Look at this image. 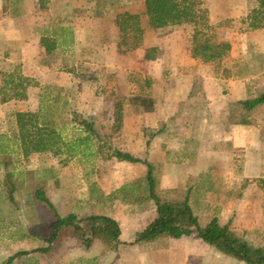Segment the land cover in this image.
Returning <instances> with one entry per match:
<instances>
[{
  "label": "rangeland",
  "instance_id": "1",
  "mask_svg": "<svg viewBox=\"0 0 264 264\" xmlns=\"http://www.w3.org/2000/svg\"><path fill=\"white\" fill-rule=\"evenodd\" d=\"M259 4L260 0H200L197 23L170 25L184 26L186 33L192 35V41L195 32L202 30L213 40L230 43L232 48L222 61L208 64L200 60L201 67L194 68L200 80L191 96L184 88L178 92L183 103L181 112L173 118L182 123L178 132H185L187 136L170 148L168 159L159 153L156 162L151 163L161 197L181 199L188 196L202 226L218 217L222 225L230 224L241 237L256 246H264V189L259 183L264 179V105L247 112L240 104L264 93V28H250L248 19ZM126 11L140 15L144 34L152 29L144 0H3L0 5V24L6 23L0 31H15L27 25L30 35L42 31L38 22L30 18L35 14L37 17L42 14L45 20L48 16H65L88 28L92 27V20L100 17L104 29L102 37L106 41L102 46L94 42L95 49L101 47L104 54L113 49L111 56L119 54L121 57L113 66L99 64L107 58L105 55L89 58L96 52L91 45L89 57L86 51L81 55L80 49L73 48L68 54L60 50L49 55L44 49H31L26 58L18 43L0 40V88L2 73L19 72L31 80L30 90H33L27 100L2 103L0 97V135L15 134L17 112H38L40 107L46 106L52 107L59 132L68 142H74L82 134L81 127L70 124L74 112L93 121L100 135L97 145L85 146L88 149L85 159L83 155H70L64 146L58 154L45 152L19 156V159L16 155L9 157L12 163L6 171L13 176L8 179L4 173L0 174V264H5L11 254L22 252L19 251L22 247L16 244L20 243L16 234L20 235L24 226L33 232L31 236L42 240L27 239L24 251L30 254L20 259L19 264H111L105 253L84 257L86 249L82 243L67 232L51 245L49 253L37 251L49 247L47 240L57 222L59 207L62 213L66 210L68 214L71 208L78 214L86 208L87 214L116 215L125 230L134 222L144 225L152 219L143 211L155 206L149 199L145 176L129 181L132 174L139 173V168L147 170V167L115 157V151L121 150L148 159L149 146L134 144L128 133L136 120L146 124L161 118L159 108H151V95L157 82L150 74L159 66L148 62L150 58H139L135 54L144 44L137 49L121 45L126 37L116 19ZM24 16H27L26 22L20 21ZM52 24L58 26L57 19ZM152 33L159 32L154 29ZM172 50L179 49L174 45ZM162 52L165 54L166 49L157 48L152 55ZM33 59L37 66L25 65V62H34ZM163 66L167 73L178 72L166 63ZM37 67L43 74L75 76L74 89L43 83L26 74H32ZM135 105L139 108H134ZM124 126L127 128L125 135L122 133ZM190 140L192 142H187ZM98 144L102 147L100 150L96 147ZM170 163L194 167L198 174L190 175L186 169H181L172 172L174 177L163 176L165 165ZM101 184L114 188L133 184L135 192L122 193L118 189L111 198L103 195L106 203L112 202V205L97 208V203L105 202L99 198L96 203L90 199V194L96 198V194L102 193ZM38 189L43 190L58 209L54 206L53 210L44 203L33 210L26 206L33 201L39 202L35 196ZM5 230L15 235V239H4ZM124 244L128 249L129 244ZM109 249L107 246V251ZM220 254L212 253L196 264H244Z\"/></svg>",
  "mask_w": 264,
  "mask_h": 264
},
{
  "label": "trees",
  "instance_id": "2",
  "mask_svg": "<svg viewBox=\"0 0 264 264\" xmlns=\"http://www.w3.org/2000/svg\"><path fill=\"white\" fill-rule=\"evenodd\" d=\"M2 1L0 0V5ZM144 3L152 29H160L181 22L197 23L200 0H144ZM248 19L250 28L254 30L264 28V0H260L259 7L251 12ZM116 24L126 37L121 43L122 47L137 49L143 45L144 29L139 14L126 11L116 19ZM42 35L41 45L48 55L59 48H68L74 43V33L69 27H50L43 30ZM231 48L230 43L213 40L204 31L198 30L193 36L190 50L194 59L213 64L222 61L229 54ZM156 50L157 48L150 49L147 58H152V53ZM1 76L0 97L2 103L28 99V90L32 83L28 77L19 72L2 73ZM240 104L247 112H252L264 105V93L253 99L241 101ZM42 108H46V110ZM54 114L52 107L49 106L40 107L38 112H17L15 114V134L11 132L0 135V167L7 169L12 163V159L9 157L15 155L19 159V156L29 157L45 152L58 154L63 148L72 156L88 157L86 152L88 149L85 146L93 143L97 145V141L100 139L95 123L82 114L74 112L71 123L81 127L82 134L74 142H68L59 132L60 127L54 120ZM96 147L99 150L102 148L100 145ZM94 154L96 152H93ZM115 157L130 163H143L147 167L146 190L149 199L155 203L157 217L145 230L137 234L135 242H149L162 237L181 239L193 236L223 255L244 264H264V246H256L241 237L230 224L222 225L218 217L202 226L188 196L181 199L161 197L157 191L158 181L154 166L149 161L141 160L131 153L121 150L115 151ZM9 177L11 178V176ZM259 183L264 189V179H261ZM132 186L133 184H128L119 191L122 193L133 192ZM35 196L38 201L55 210L53 202L43 190L38 189ZM64 232L77 238L86 250H90L97 240L103 241L113 251H116L120 245L121 226L116 219L96 214L80 217L72 213L66 217L57 215V222L47 240L49 247L37 251L49 253L51 245ZM29 254L30 252L26 251L18 252L10 257L5 264H12L17 258Z\"/></svg>",
  "mask_w": 264,
  "mask_h": 264
},
{
  "label": "crops",
  "instance_id": "3",
  "mask_svg": "<svg viewBox=\"0 0 264 264\" xmlns=\"http://www.w3.org/2000/svg\"><path fill=\"white\" fill-rule=\"evenodd\" d=\"M41 17H37V14L33 15L32 18L33 22H38V26L42 31H38L37 33H33L30 35L28 26H21L22 28H17V30H7V32L3 29L0 31V40L2 41H14L18 43V48L21 49L22 56L25 55L26 58H28V54L32 50H42L44 49L41 45L42 40V33L43 30L48 28H56V27H69L72 28L74 33V43L72 46L68 48H59L56 51H62L63 54H68L71 52L73 48L80 49V54L82 55L84 51H86L87 57H89L90 50L88 47L92 45V48L95 49V46L93 43H100L98 46H102L106 39L102 37L104 35V29H102V19L99 17H96L94 20V23L91 25V28H88L86 24H75L73 21L69 20L68 17L60 16L58 18L50 17L45 20L44 16L42 14ZM29 17V16H28ZM25 19V20H24ZM57 19L58 26L56 24H52ZM27 16L20 17V21L26 22ZM39 20V21H38ZM6 25V23L1 22V26ZM54 25V26H53ZM182 26H169L164 27L160 29H155L159 33L153 34L152 30H146L144 34V40H143V46L140 49H137L135 51V54L139 56V58L143 57L144 59L147 58L148 51L153 48H159L160 50L166 49L165 54L162 52L160 55H153L152 58L148 62H151L153 64L158 65L159 67H154L156 70L155 72H151V77L154 82H157V84H154L155 89L153 90V94L151 95L152 101V109L156 110V108H159V111L161 113L160 120H154L148 121L146 124H142L140 121H137L134 123V126L131 130H129L128 137H130L131 141L134 144L149 146L150 148L148 159H142L141 157H137L135 155H132L136 158H139L141 160H147L150 163L156 162L157 155L159 153L163 154L164 157H168L170 153V148L176 147L180 141L182 142L184 138L187 136V133H179L178 129L181 127L182 123L180 121L176 122L173 120L174 116L178 113H180V105L183 103L180 101L181 95L178 93L183 88L188 91V96H191V93L194 91V86L197 81L200 80V76L195 71V67H201L202 62L200 60L194 59L191 54L190 46L192 45V35L187 34L185 31V27L181 28ZM23 29V30H22ZM98 36V37H97ZM100 41V42H99ZM174 45L178 47L179 50H172L174 48ZM117 46V45H116ZM111 47V45L109 46ZM99 49H95L96 52L94 56L89 58H95V57H102L106 56V60L99 61V64H106L113 66L114 64H118L117 62L120 61V55H116V57H112V51L111 49L108 53L104 54V51L101 49V47H98ZM107 50V46L104 47ZM117 51V50H116ZM45 52V50H44ZM46 53V52H45ZM80 55V56H81ZM87 59V58H86ZM23 61H26L24 58ZM34 62H25V65L31 64L34 67L37 66V61L33 59ZM87 60H85L86 63ZM166 63L170 66L175 67L178 72L172 71V72H166L164 71L163 64ZM195 68V69H194ZM40 68L37 67L36 70L33 71L32 74L26 73L28 76H33L35 78H38L39 81L45 83L48 82V84H56L60 87H64L65 89H74L73 87L76 84V77L72 76L71 74L64 75L61 74V76H58L57 74L52 73H42L39 70ZM161 69V70H160ZM158 70V71H157ZM181 70V72H179ZM44 75V76H43ZM71 76V78H70ZM74 81V83L72 82ZM31 87L28 90V96H31ZM152 93V92H151ZM178 93V94H176ZM185 98V96H184ZM134 108H139L135 105ZM152 113H155L156 111ZM151 113V114H152ZM148 113V115H151ZM74 125L73 123H70ZM78 126V125H77ZM96 128V126H95ZM97 129V128H96ZM14 131V130H13ZM152 132V133H151ZM123 135L127 133V128L122 129ZM191 134V133H190ZM192 142V140L187 141ZM167 146V147H166ZM163 147V148H162ZM176 152V151H175ZM130 153V152H129ZM40 154V153H39ZM171 154V153H170ZM35 155V154H33ZM178 155V154H175ZM84 158V157H83ZM85 159V158H84ZM168 159V158H167ZM126 162V161H125ZM130 163V162H128ZM151 163V164H152ZM132 164H143V163H132ZM145 165V164H144ZM153 165V164H152ZM146 166V165H145ZM181 169H186L188 171V174L190 175H197L198 171L194 167H186L184 164H166L165 165V173H163V176H169L174 177L172 172L173 171H179ZM34 170V169H33ZM32 171V170H31ZM3 173L6 175L8 179H10L9 172L4 169V167H0V174L3 176ZM63 173H66V170H64ZM147 170L145 168H139L138 174H132L131 180L129 181H135L137 179L143 178L145 176L146 178ZM56 176V175H55ZM58 181L57 177L55 179ZM129 183V182H127ZM172 186L175 187V184L170 182ZM123 186L126 184H122ZM120 187H105L101 184V188L103 190L102 193L96 194V198H92L93 195L90 194V199H93L96 203L99 198H101L100 201H103L105 203H97V208H101V206L109 207V205H112V202L106 203V198L111 196L119 189H121L123 186ZM133 191L132 193H134ZM131 193V192H130ZM103 195L106 197L103 199ZM151 200V199H150ZM152 201V200H151ZM150 201V202H151ZM154 202V201H152ZM151 202V203H152ZM42 202H30L27 203L26 206H29L32 210L37 207L38 204ZM155 205V203H154ZM57 208V205H54ZM149 208L144 209V214H148L152 216V219L148 221L146 224L141 225L140 223L134 222L130 228L125 230L121 226L120 219L113 214L108 213H99L97 215H106L110 216L114 219H116L120 226H121V236H120V245L116 251H113L109 249L107 251V245L101 241L95 242L94 246L90 250H85L86 254L84 257L93 258L96 255L100 254H106V257L108 260L111 261V264H196L201 261H205L209 258V255L212 253H217L218 255H221L220 252H218L216 249L211 248L210 246L203 244L204 242L200 239H197L193 236L190 237H183L181 239H173L170 237H162L153 241L149 242H135L137 238V234L139 232H142L147 228V226L157 217V210L156 206L151 210ZM84 208L82 211H79L81 214H78L74 209H70V212L66 213V210H64V213H62V208L59 207V215L61 217H66L72 213H75L77 215L81 216H87L92 214H87ZM150 210V211H148ZM66 214V215H65ZM86 214V215H85ZM56 224V223H55ZM55 226V225H54ZM28 226H24V229L21 230L19 234H16V240H18L20 243H16L18 246L22 247L19 251H24V245L27 239L30 240H42L39 239V237H33L31 234L33 232L27 230ZM26 228V230H25ZM6 232L3 231V235H6L4 239H15V235L9 234L7 230ZM127 235V237L125 236ZM45 240V239H44ZM203 242V243H202ZM128 243L129 247L126 249L125 244ZM84 251V250H83ZM18 252H15L13 255L11 254L10 257L14 256ZM24 256L17 258L12 264H19L20 259H22ZM105 257V259H106ZM230 258V257H228ZM232 259V258H230Z\"/></svg>",
  "mask_w": 264,
  "mask_h": 264
}]
</instances>
